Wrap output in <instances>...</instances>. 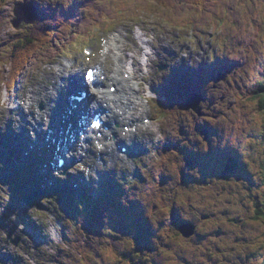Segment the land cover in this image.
<instances>
[{
	"label": "clouds",
	"instance_id": "1",
	"mask_svg": "<svg viewBox=\"0 0 264 264\" xmlns=\"http://www.w3.org/2000/svg\"><path fill=\"white\" fill-rule=\"evenodd\" d=\"M28 2L0 0V131L11 121L35 140L36 128L49 130L68 78L82 75L90 111H106L56 158L62 166L52 175L99 181V172L115 170L120 202H139L152 248L138 249L133 235L108 226L107 214L99 234L86 231L84 217L68 216L53 194L26 209L45 241L37 245L12 212L6 223L16 227L11 235L0 227V252L17 264H264V0H34L54 18L20 20L16 7ZM73 5L74 15L61 14ZM218 58L234 66L207 79L199 112L159 103L152 86L174 66ZM205 123L216 130L211 146L238 153L251 182L202 177L178 148L164 149L171 140L207 153L209 139L197 130ZM120 141L147 151L129 156ZM66 160L74 162L65 170ZM184 174L194 179L185 183ZM11 197L0 182V216ZM173 209L194 226L190 234L173 223Z\"/></svg>",
	"mask_w": 264,
	"mask_h": 264
},
{
	"label": "rangeland",
	"instance_id": "2",
	"mask_svg": "<svg viewBox=\"0 0 264 264\" xmlns=\"http://www.w3.org/2000/svg\"><path fill=\"white\" fill-rule=\"evenodd\" d=\"M30 1L34 2V0H30ZM36 6H39V5L36 4ZM73 7H76V5H73ZM73 7L70 8L69 10L65 11V12L62 11V13L66 14V15H74L75 10L72 11V9H74ZM43 13L44 14L47 13L46 15H50L49 12L45 11L44 9H43ZM46 15H44V16H46ZM184 67L189 69L187 71L188 74H191L190 71L192 72V70L195 69V68L188 66L186 63L184 64ZM172 69H174V67ZM167 78L170 79V76H168ZM189 82H190V85H193V83H194V81H189ZM186 84H188V83H186ZM189 90H190V87H188V86L184 90H180V91L174 90L172 98L174 99V96H177L179 93L182 94L183 98H184L186 96V93ZM194 103H195V100H194ZM174 104H179L181 106L182 104H185V102L183 101L181 103V101L179 100L178 102H174ZM183 107H184V105H183ZM197 130L200 133H202L206 139H209L210 148H209V151L207 152L209 154V163L207 165H206V161H205V153H201L199 151H192L190 148H187V147H180L178 142L174 143V147H172V148H178L179 151L181 153H183L185 161H186V166L188 168L195 167V166H191V163H192V161L194 163V161L197 159L196 160L198 163L197 167H199L201 174H202V177L207 176V175H222V176L226 177V176L234 174V175H237L238 178H246L251 182L250 175L247 173L244 165L240 162V158H239L238 153H236L233 149H231V150L235 153L236 157H238V159H237L238 164L234 168H232L231 170H229L223 174L222 173L223 162L221 159L222 157L216 156L218 153H220L221 148H219L218 146L217 147L211 146V141H210V137L213 134H215L216 130L214 128H212L207 123H205L203 125H197ZM164 149L167 150L169 148L165 147ZM140 154H142V153H140ZM200 154L202 156H200ZM235 155L232 153L233 158H235ZM189 164H190V166H189ZM216 168H218L219 170H222V171L219 172L218 169H216ZM136 173H138L137 176H139L138 170ZM136 173H135V175H136ZM98 175L100 177L101 174L98 173ZM183 178H184L185 183L194 179L193 177L188 176L187 174H184ZM69 179L77 180L79 182L85 180L82 173L79 175L69 174L66 180H69ZM161 179H162V182H166L168 178L162 176ZM106 180H107V178H105V180H104L105 183H107ZM86 181H91V180H86ZM34 182L35 181L32 180V181H28L25 184H31ZM104 182H101V180L92 181V183H91L92 187H93L94 183H98L99 187L98 188L93 187L92 189L85 190V192H87L88 197L91 199V201H98V198L100 196H103L109 190H113L114 186L109 187L108 183L106 186H104ZM113 183L118 184L115 179H113ZM8 185L10 186L13 197H11L9 204L7 205V207L5 209L6 214H3V216H0V227H6V222L3 218L7 219L8 214H11L12 212L25 214L26 209H27V206L21 205V204L16 202V201H20L19 199H21V196L24 194L22 191L21 180L16 181V184L15 183H11V184L8 183ZM67 188H68V186H67ZM53 194L59 195V193L57 191H49L47 193H44L43 196H49V195H53ZM122 194H123V188L121 191L117 192L116 194H111V195L107 196V198H102L100 200L99 203L105 205V210L102 211L101 207L98 208V210L101 211L103 216L100 219L99 224L93 228V233L99 234L100 229L104 226V216H105V214H107L108 215V226L112 227L114 230L119 231L121 233L133 235L136 239L138 249H141L140 247H142V248H148L149 250H151L152 244H151V240H149V237L153 234V232H152L151 226L148 224L147 219L144 217L143 208L141 207V205L137 201H132V203L131 204L129 203L128 206H124L120 202V196ZM43 196H41V197H43ZM40 198L39 199L37 198L36 200H34L33 204H37V205L43 207V205H40ZM76 198L78 201H80V199L78 197H76ZM58 202H65V199H62L60 201L58 200ZM62 210L66 211V209H62ZM8 211H10V212L8 213ZM30 221L31 222H29V223H30L33 231L41 234V232H40L41 228L39 226H37L31 219H30ZM184 222L186 223L187 221L182 220L179 217L176 210L173 209V223L180 229V227L182 226L181 224ZM30 225H29L28 229H30ZM15 227H16V224L12 223L11 227L9 228V234L10 235H11V232L15 230ZM24 230H25V228H24ZM7 254L8 255L5 256L3 259H0V261H3V264H9V261H11L12 264H17L19 259L18 258L15 259V257H13L10 253H7Z\"/></svg>",
	"mask_w": 264,
	"mask_h": 264
},
{
	"label": "bare ground",
	"instance_id": "3",
	"mask_svg": "<svg viewBox=\"0 0 264 264\" xmlns=\"http://www.w3.org/2000/svg\"><path fill=\"white\" fill-rule=\"evenodd\" d=\"M81 77H79V79H80ZM154 89H156L157 88V85L156 84H153V86H152ZM58 100H59V103L57 104L56 103V101H55V104H56V106L54 107V108H56L57 110H58V112H60V111H66V110H68V108H69V105H68V102H67V95H66V92H65V90L64 89H61L60 90V92H59V96H58ZM86 102H88V99H87V101H84L83 102V104H86ZM84 106V105H83ZM53 108V109H54ZM100 108H102V107H100ZM100 108H98V109H100ZM52 109V110H53ZM97 110V109H96ZM87 111H90V109H89V104H88V109H87ZM54 115H56V113H54ZM71 117H74V121H77V117H76V114L74 113V112H71L70 113V116H69V118H68V120L67 121H65L64 123H63V129L65 130V129H72L73 128V123H72V121L70 120V118ZM60 139H61V135H57L56 136V140L59 142L60 141ZM169 141V140H168ZM45 142H46V137H45V135L43 134V144H45ZM131 148H133L136 152H144L145 150H147L146 148H144V145L141 143L140 145H138V144H131ZM131 156H137V154H134V155H131ZM10 169L11 170H13L14 169V165L13 166H11L10 167ZM112 172H115V170H111ZM20 204L21 205H23V202L22 201H20ZM10 214H8V216H9ZM4 220H5V222L7 221V219L6 218H4ZM6 227L7 228H10L11 226H9V224L8 223H6ZM16 258H18V259H20L19 257H16Z\"/></svg>",
	"mask_w": 264,
	"mask_h": 264
},
{
	"label": "water",
	"instance_id": "4",
	"mask_svg": "<svg viewBox=\"0 0 264 264\" xmlns=\"http://www.w3.org/2000/svg\"><path fill=\"white\" fill-rule=\"evenodd\" d=\"M17 16L20 20L33 21L38 17V13L35 11L31 3L19 4L16 7ZM18 23V21H17ZM196 97H198L196 95ZM185 234H190L194 226L192 224H185L180 227Z\"/></svg>",
	"mask_w": 264,
	"mask_h": 264
},
{
	"label": "trees",
	"instance_id": "5",
	"mask_svg": "<svg viewBox=\"0 0 264 264\" xmlns=\"http://www.w3.org/2000/svg\"><path fill=\"white\" fill-rule=\"evenodd\" d=\"M54 18V15L52 16ZM89 230V229H88Z\"/></svg>",
	"mask_w": 264,
	"mask_h": 264
}]
</instances>
